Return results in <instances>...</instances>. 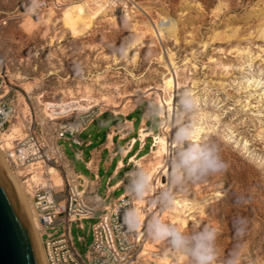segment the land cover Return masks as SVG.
I'll use <instances>...</instances> for the list:
<instances>
[{"label":"rangeland","instance_id":"374dc122","mask_svg":"<svg viewBox=\"0 0 264 264\" xmlns=\"http://www.w3.org/2000/svg\"><path fill=\"white\" fill-rule=\"evenodd\" d=\"M26 2L0 0V100L26 106L38 124L37 137L48 145L65 122L57 116L65 108L89 109L88 123L100 113L118 116L133 109L135 120H146L132 135L143 149L131 158V172L135 178L150 173L153 189L147 195L160 218L185 232L217 227L216 264H264V0H66L37 20L26 13ZM161 18L174 29L159 40L151 22ZM167 58L182 95L194 102L191 109L174 107L173 92L163 91ZM162 101L178 109L173 131L162 126L168 109ZM47 104L62 107L58 112ZM181 125L195 129L192 142L217 144L227 167L187 182L179 181L175 169L168 193L160 196L161 167L175 160L178 144L173 153L171 135ZM156 138L167 143V154L159 158ZM12 174L26 185L27 176L22 181L20 172ZM139 210L145 218V205ZM238 220L242 234L235 232ZM92 223L70 227L80 255ZM149 236L147 251L188 264Z\"/></svg>","mask_w":264,"mask_h":264},{"label":"built area","instance_id":"2783aa9c","mask_svg":"<svg viewBox=\"0 0 264 264\" xmlns=\"http://www.w3.org/2000/svg\"><path fill=\"white\" fill-rule=\"evenodd\" d=\"M65 2L27 0L25 11L31 19L37 20L48 9L59 11ZM88 110L65 108L64 113L57 115L65 122L58 127L55 142L51 145L37 137L34 129L38 124L29 117L28 121L22 122L21 136H15L9 147L1 150L6 167L12 173L24 172L30 166H38L42 171L51 167L61 177L59 186L37 185L28 193L39 226L37 231L44 264H155L152 261L155 252L144 249L148 236L146 228L136 223L135 217L129 213L135 208L132 198L123 194L102 207L96 215L98 199L92 195L88 200L86 186L81 181L75 182L66 173L68 166L57 141L67 137L71 143L78 144L74 136L88 123V116H85ZM16 116L14 106L0 100V131ZM150 208V213L141 218L143 224L153 215L160 218L153 206ZM84 220H93V223L89 226L90 241L80 255L74 247L70 227L81 228L80 223Z\"/></svg>","mask_w":264,"mask_h":264},{"label":"crops","instance_id":"0c3cea01","mask_svg":"<svg viewBox=\"0 0 264 264\" xmlns=\"http://www.w3.org/2000/svg\"><path fill=\"white\" fill-rule=\"evenodd\" d=\"M132 115L133 109L118 116L100 113L74 136L78 144L67 137L57 141L68 166L66 173L86 186L88 200L92 195L98 199L96 215L131 189V158L143 149V141L132 135L146 120H135Z\"/></svg>","mask_w":264,"mask_h":264},{"label":"clouds","instance_id":"9594fccd","mask_svg":"<svg viewBox=\"0 0 264 264\" xmlns=\"http://www.w3.org/2000/svg\"><path fill=\"white\" fill-rule=\"evenodd\" d=\"M178 104L185 110L194 106V102L187 93L181 96ZM193 135H195V129L188 125H181L176 129L175 138L178 149L175 154L174 167L180 182L203 180L220 173L227 167L221 158L217 144L213 142L194 143L192 142ZM150 183V173H140L129 184L133 198L137 201L143 200L148 193ZM129 213L135 217L136 223L146 228L147 234L152 239L166 242L169 249L178 256H183L188 264H216L219 236L217 227L205 225L198 230L185 232L177 226L165 223L155 215L143 224L141 222L142 211L139 209H130ZM243 229L242 220H238L235 223V232L242 234Z\"/></svg>","mask_w":264,"mask_h":264},{"label":"bare ground","instance_id":"6f19581e","mask_svg":"<svg viewBox=\"0 0 264 264\" xmlns=\"http://www.w3.org/2000/svg\"><path fill=\"white\" fill-rule=\"evenodd\" d=\"M111 5V4H109ZM114 14V13H113ZM112 14V15H113ZM118 14H121V11H118ZM162 19V18H161ZM171 21V20H170ZM167 21L162 19L160 22L158 23H152V30L154 32V34L156 35V37L159 39L160 37L162 38L163 34L166 32H172L174 29V24L172 23V21ZM160 40V39H159ZM167 71H168V76L163 78V91L164 92H173L174 97H176V99H174V103L175 106L177 107L178 101L180 100L179 98H181L182 93L180 91V85L179 83L175 82V77H176V69L173 66L172 62L170 61V59L167 58ZM213 61V60H212ZM2 97V95H0V98ZM173 103V104H174ZM171 103L169 101H162L161 102V107H168V109H163V116L161 119V123L162 126L166 127H170V130L173 131V129L176 127L177 122H176V117L178 115V109L176 108H171L169 105ZM48 108H52L53 111H55L57 109V111L61 110V105H55V104H47ZM165 108V107H164ZM15 110V120L13 121V123H11V125L6 129L0 132V167L5 175V177L7 178V180L9 181V183L11 184V186L13 187V189L15 190V192L18 195V198L20 200L21 206L23 208V211L25 213V216L27 218L32 236L34 238V242L39 254V258L41 261V264H44L43 261V256H42V251H41V247H40V240H39V235H38V223L37 220L35 218V214L32 210V207L30 205V203L28 202V193L31 189H33V187H36L37 185H49L51 187H56L59 186L61 184V177L59 176L58 172L56 169L51 168V167H46L43 171L42 168L35 166V167H28L27 169L24 170V172H20L22 174L21 177H25L27 176L28 179L24 182L26 183V185L24 186H20L17 182V178L15 175H13L7 168L6 165H4V159L2 160V152L1 150L4 148H8L10 145V142L12 141V139L15 136H21L22 131H21V126H22V122L23 121H27L29 118V111H27L26 106L21 105V107H18V105L16 104V106L14 107ZM144 130L141 131V133ZM172 142L170 143V146L172 147L173 153L175 151V134L172 133ZM143 137V136H142ZM156 152L155 154L157 155V157L159 158L163 153L167 152L166 149V142L164 141L163 138H156ZM167 154V153H166ZM171 157H173V155H171ZM174 159L172 158L170 160L171 164L169 166H160L161 167V181H158L159 187H160V192L158 193V195H162L164 192L167 194V190H168V182L170 181V179H172L174 172H175V167H174ZM130 177L132 178V181H134L136 178L134 176L133 173H131ZM162 178H165V182L162 183ZM151 180V179H150ZM164 181V180H163ZM171 182V181H170ZM170 185V184H169ZM153 186L149 185L148 186V191L152 190ZM169 191V190H168ZM150 192V191H149ZM152 194V193H151ZM124 195H128V196H132L131 195V190H127L125 192ZM153 195V194H152ZM151 196V195H150ZM158 197V200L161 197ZM167 196V195H165ZM153 197V196H152ZM132 198V197H131ZM165 197V201H166ZM134 204H135V209H139L140 208V204L141 205H145L146 210H148L146 213L144 214H149V209L151 207L152 204V200L151 198L146 195L144 197L143 200L137 201L136 199L132 198ZM146 217V216H145ZM142 218V216H141ZM148 237V236H147ZM150 237V236H149ZM147 239V238H146ZM151 239V237L149 238V240ZM148 240V241H149ZM145 245H146V240H145V244H144V249H145ZM148 245V242H147ZM146 250V249H145ZM183 256H178V259H182ZM168 260L166 263L161 262V260ZM154 260V261H153ZM153 263L155 264H159V263H163V264H167L169 263L172 259L167 257V255H156L155 258L153 259ZM155 260H157L155 262Z\"/></svg>","mask_w":264,"mask_h":264},{"label":"water","instance_id":"95a60500","mask_svg":"<svg viewBox=\"0 0 264 264\" xmlns=\"http://www.w3.org/2000/svg\"><path fill=\"white\" fill-rule=\"evenodd\" d=\"M0 264H41L17 193L0 167Z\"/></svg>","mask_w":264,"mask_h":264}]
</instances>
